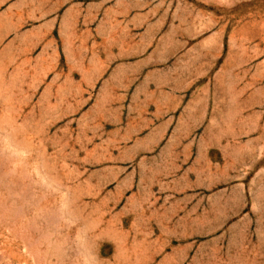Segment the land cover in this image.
Returning a JSON list of instances; mask_svg holds the SVG:
<instances>
[{
  "label": "rangeland",
  "instance_id": "obj_1",
  "mask_svg": "<svg viewBox=\"0 0 264 264\" xmlns=\"http://www.w3.org/2000/svg\"><path fill=\"white\" fill-rule=\"evenodd\" d=\"M32 3L0 48V264H264V0Z\"/></svg>",
  "mask_w": 264,
  "mask_h": 264
},
{
  "label": "crops",
  "instance_id": "obj_2",
  "mask_svg": "<svg viewBox=\"0 0 264 264\" xmlns=\"http://www.w3.org/2000/svg\"><path fill=\"white\" fill-rule=\"evenodd\" d=\"M33 1L35 0H0V48L11 49L16 46L19 37L17 18L21 16V11L19 8L22 6L31 7L33 5ZM48 18L49 21L43 24V26L40 28L39 39L43 41L51 37L54 27L59 21L58 17H54L53 14H50ZM53 58L55 59V62L58 63V56L53 55ZM179 101V97L176 96V98L172 100V104H176ZM189 109L192 114L191 118L187 116L184 121H188V123H190L189 120H191L193 126L197 127L203 122V109L193 105L190 106ZM173 122L174 117L170 120L171 124H173ZM169 141H171V144L185 143L180 142L181 140L175 137H171Z\"/></svg>",
  "mask_w": 264,
  "mask_h": 264
}]
</instances>
